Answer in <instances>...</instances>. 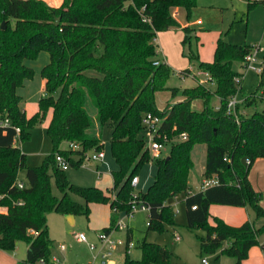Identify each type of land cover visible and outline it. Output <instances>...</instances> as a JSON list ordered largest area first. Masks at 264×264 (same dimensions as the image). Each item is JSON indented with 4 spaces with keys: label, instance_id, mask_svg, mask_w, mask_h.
<instances>
[{
    "label": "trees",
    "instance_id": "16d2710c",
    "mask_svg": "<svg viewBox=\"0 0 264 264\" xmlns=\"http://www.w3.org/2000/svg\"><path fill=\"white\" fill-rule=\"evenodd\" d=\"M196 4L197 0H62L59 7H51L42 0H0V119H9L7 126L0 125V250L12 251L18 241L25 242L26 257L16 264L49 261L47 215L51 212L88 217L90 203H108L110 224L102 232L110 233L120 213H130L133 204L145 205L148 229H162L175 225L167 199L179 193L185 195L186 226L204 231L198 237L201 252L219 251L233 258V264H241L249 249L260 243L264 224L256 227L246 220L233 226L218 217L212 224L208 221L211 204L249 206L255 220L264 218L260 194L248 179L251 166L264 158V109L252 114L241 110L255 101L257 91L264 101V71L256 90L236 104V115L227 114L228 100L243 93L242 84L235 81L243 73L235 64L246 68L245 56L257 44H232L219 37L213 60L206 62L199 58L194 29L184 26L182 43L188 46L189 62L207 73L215 87L212 91L199 82L182 89L166 86L172 69L160 57L156 33L180 27L174 11L181 9L188 18ZM255 4L248 2L247 12ZM54 16L60 17L58 24ZM43 51L49 56L41 70L44 94L38 110L27 116L17 89L33 77L34 70L24 60L35 59ZM261 57L264 61V50ZM179 73L188 75L190 70ZM161 90L182 100L159 110L155 93ZM213 95L219 101L217 108L210 104ZM197 99L203 101L201 110L192 107ZM88 100L94 115L87 110ZM146 112L162 117L161 132L171 141L178 140L172 143L168 159L155 158L153 182L145 191L135 192L131 180L151 158L141 125ZM48 114L46 132L52 151L41 165L29 166L25 153L14 144L15 127L25 141ZM107 122L112 126L110 151L117 165L111 171L113 198L98 187L71 183L56 161L59 154L69 165L80 166L88 151L101 150V129ZM181 133L187 135L185 140L179 139ZM62 142L79 147L62 149ZM196 144L206 146L202 176L216 177L218 183L189 193ZM21 171L26 184L22 189L14 185ZM51 178L59 197L52 192ZM137 247L140 258H131L126 250L124 264H177L173 261L177 256L164 245L143 239Z\"/></svg>",
    "mask_w": 264,
    "mask_h": 264
},
{
    "label": "rangeland",
    "instance_id": "374dc122",
    "mask_svg": "<svg viewBox=\"0 0 264 264\" xmlns=\"http://www.w3.org/2000/svg\"><path fill=\"white\" fill-rule=\"evenodd\" d=\"M248 2H256V4L247 12ZM181 19L188 22L190 27L194 29L197 36V49L199 58L202 61L210 62L213 60L214 49L216 40L219 37L224 38L225 41L232 44H258L264 46V0H197L196 6L191 10L189 17H186L184 11H181ZM167 30L159 31L160 33L167 32ZM180 34L178 50L173 52V57L170 58L168 65L171 67V74L166 82L168 88L179 87L180 89L194 86V81L189 75L181 77L180 71L190 69L195 72L196 68L189 62L188 59V46L183 45L184 32L181 29L177 30ZM174 40V39H173ZM262 52L259 51L258 57L260 58ZM235 68L243 73L242 88L243 93L238 95V99H242L247 95H251L257 88L260 75L252 68H242L239 64H235ZM197 82L205 81L206 79H196ZM207 83V82H206ZM212 91L214 90V83L208 82L206 84ZM182 87V88H181ZM37 87L29 96L36 94ZM255 101L250 105H245L242 109L247 114H252L256 110L264 109V101L260 98V91H257L253 96ZM28 101L31 98L27 96ZM33 99V98H32ZM174 98L171 97L169 90H161L155 93V105L159 110L166 107L167 103L173 102ZM217 96L213 95L210 101L211 105L217 103ZM33 102V101H32ZM192 107L196 110L203 108V101L197 99L194 101ZM87 110L91 115L95 114V109L88 100ZM94 131H98L95 129ZM112 126L110 122L103 125L101 129V140L103 143L102 149L106 153V162H108L109 170L115 168V162L112 160L109 142L111 137ZM178 139H173L164 143L163 149L160 151L158 158L167 157L169 154L172 143ZM69 142L61 143L60 148L66 146ZM17 145L20 146L25 153H27V164L29 166L41 165L45 157L52 151V143L49 139L46 128L43 122L37 123L31 133L29 139L21 141L18 139ZM203 144H198L194 147L192 152V159L194 167L188 176V187L193 191L200 189V180L202 179V171L204 169L205 156L204 153L199 152L202 150ZM93 150L87 152L90 154ZM154 160L151 159L139 170L138 175L142 180L148 179L152 182L154 175ZM96 166H72L69 165L65 169L67 179L78 186L82 187H98L102 190L109 189L105 192L111 198L114 197V190L110 189L112 186V178L106 167H102V163H96ZM153 165V169H152ZM153 170V173H152ZM19 178L24 179V172L19 173ZM51 188L54 195L60 196L55 179L51 178ZM134 191H140L139 188L133 186ZM188 188V189H189ZM77 201L84 204V200L80 197H75ZM106 203H90L88 217L83 213L76 214V222L74 226L69 227L68 231L70 249L74 254L76 250L80 255H86L91 251L84 244L76 243L75 233H84L89 242H96L97 233L93 229V224L100 221L103 211L106 209ZM167 204L171 205L174 210V221L176 232L180 234L181 240L174 241L172 226L163 225L162 229H148V213L140 208L135 209L132 214H121L116 227L111 231V238L116 242L113 249V259L118 260V264H124L125 259V241H126V228L127 226L133 228L131 246L128 247V254L133 259H138L141 256V250L137 247V243L143 239L150 242H156L164 245L177 256L173 261L177 264H203L202 259L207 260L208 264H214L218 259L213 254L201 252L199 236L204 234L200 228L189 229L186 226L185 203L184 193H179L167 199ZM57 212H51L48 216V225L54 229V217H57ZM59 215V214H58ZM122 227L120 228V223ZM23 252L21 245L23 241H18L15 247H19ZM15 249V248H14ZM13 251V250H12ZM9 251V252H12ZM230 259L229 257H224Z\"/></svg>",
    "mask_w": 264,
    "mask_h": 264
},
{
    "label": "crops",
    "instance_id": "0c3cea01",
    "mask_svg": "<svg viewBox=\"0 0 264 264\" xmlns=\"http://www.w3.org/2000/svg\"><path fill=\"white\" fill-rule=\"evenodd\" d=\"M42 1H44L45 3H47L51 7H59L62 3V0H42ZM181 11H183V10L177 9L174 11V16H175L176 20L178 21V23L180 24V27L171 28L167 32H163V33L157 32L156 33L155 41L158 45V48H157L158 52L160 54V57L164 60V62L167 65H168V62L170 61V58L173 57V52L178 50V47H179L178 43H179L180 34L177 32V30L181 29L184 26L190 25L188 22L186 23L185 21H183L180 18L181 14H182ZM215 45H216V43H215ZM48 61H49V56L44 51L40 52L38 54L37 58H35V59H32V60L25 59L24 60V63L34 70L33 77L31 79H25L23 81L22 86L17 89V93L21 97L20 106L24 110V112L26 113L27 116H31L32 114H34L38 110V100L44 94V79L41 76V70H42L43 66L48 63ZM188 75L194 81V85H196V83H197V80H196L197 78H200L201 80L207 78L205 73L198 71L197 69L195 70V72H191V70H190V73ZM181 77L184 78L183 75H181ZM241 84H242V82H241ZM36 87H37L36 94H34L33 96H29L30 93L33 92V89ZM27 96L29 98H31V101H28ZM174 99H173L174 101L171 103L178 102V101L182 100V97L176 96ZM241 101H242V99H239V102H241ZM193 103H194V101L192 102V105H193ZM218 104H219V101L217 99V103L214 106L217 107ZM242 108H241V110L245 113V111ZM49 119H50V114H48L46 116L45 120L42 121L45 128H47ZM31 133H32V131H31ZM63 143H66V142H63ZM14 144L17 145V142H15ZM196 145H198V144H196ZM67 148H68V144L66 146H64L62 149H67ZM20 149L23 151V149L21 147H20ZM109 149H110V143H109ZM193 150H194V148H193ZM193 150H192V152H193ZM199 152H201V153L203 152L204 156H206V146L204 145L202 147V150L198 151V154H199ZM110 154H111V151H110ZM25 155H26V164H27V153H25ZM111 157H112V155H111ZM112 160L114 161L113 157H112ZM100 162L102 163V167H104V168L106 167V170H108L110 175H111L112 170L117 169V165L115 163V168L112 170H109L108 162H106V153L105 152H104V158L102 161H98V162L89 161V162H87V164H85L83 166H96L97 167L96 163H100ZM152 169H153V165H152ZM155 172H156V166L154 167V175H153L152 182L154 180ZM203 172H204V169L202 171V175H203ZM152 173H153V170H152ZM137 176H138V183H137L136 187L139 188V190L145 191L147 189V187L152 182L149 181V178L142 180L139 175H137ZM111 178H112V176H111ZM203 178L204 177L202 176V179L200 180V189H198L196 191L201 190V182H202ZM248 179H249L252 187L254 188V190L260 194V204L264 207V158L257 160L251 166V168L249 170V174H248ZM112 186H113V181H112ZM112 186L110 189H112ZM107 190H109V189H106L103 191H107ZM196 191H193L191 188L188 189L189 193H194ZM114 195H115V191H114ZM184 197H185V195H184ZM105 205H106V209L103 211L100 221L95 222L93 224V229L97 233V235H96L97 240H96V242H94V244H96V246H97V250L101 246L99 239H98V234L104 228L108 227L110 224L111 209H110L108 203H106ZM49 214L47 215V226H48L49 237L51 239V246H50L51 255L56 256L59 263H61V264H100L98 258L94 259L96 251H89L86 253V255H80L78 253V250H76L74 254H72L73 253L72 250H69L70 245L67 244V242L69 241V238H70V237L68 238V236H69L68 231H70L69 227L74 226V224L76 222V215L57 213V215H56L57 217H54L55 226L53 229L48 225ZM121 214H123V213H120V215ZM214 217L221 218L224 222H226L229 225H233V226L240 225L243 222H245L246 220L254 221V224L256 227H259V226L264 224V218H260L258 220H255V213L252 210V208L249 206H228V205H220V204H211L209 206V218H208V221L210 224L213 223ZM119 219H120V217H119ZM128 229L131 230L130 236H131V240H132L133 228L127 226L126 232ZM172 229L174 230L173 231L174 241L175 242L180 241L181 236L179 233L176 232L175 226H172ZM176 236H178L179 239H176ZM76 243H78V247L80 244H84L88 248V245L85 242H82V241H79L76 239ZM262 243H264V236L261 238V241L258 245L252 246L249 249L247 258H245L241 264H264V250H263V247L261 246ZM60 244L65 245L64 250L59 249ZM21 246L23 248V252L20 251V245H19V247L18 246L15 247V249L12 252L0 250V264H16L17 262L25 259L27 246H26L25 242H24V245H21ZM125 246H126V241H125ZM126 250H128V249L126 248ZM125 253H126V251H125ZM214 255L216 256V259H218L214 264H233L234 263L233 258L229 257L230 259H225L224 257H228V256L220 254L219 251L214 253ZM201 262H202V260H201ZM107 264H118V260L113 259V251H112L111 256L109 257V261ZM203 264H208L207 260H206V263H203Z\"/></svg>",
    "mask_w": 264,
    "mask_h": 264
},
{
    "label": "built area",
    "instance_id": "2783aa9c",
    "mask_svg": "<svg viewBox=\"0 0 264 264\" xmlns=\"http://www.w3.org/2000/svg\"><path fill=\"white\" fill-rule=\"evenodd\" d=\"M264 47L260 45H255L253 46V49L246 54L245 56V63H246V69L252 68L255 70L256 73L259 75L264 71V61L262 57H258L259 51L263 52ZM155 64H158V61H155ZM205 73V72H203ZM206 75V82H212L209 75L205 73ZM243 75L237 76L235 78V81L240 84L242 82ZM205 81H201V84H205ZM239 93H236L234 96H232L228 102H227V114L230 115H236L235 107L236 104L239 103L238 99ZM218 107V106H217ZM216 107V108H217ZM163 122V118L160 117L159 115H156L152 112H146L142 115L141 117V125L143 127V133H144V139L147 143L148 151L150 154V160L153 158H157L159 156L160 151L164 147V143L171 141L167 135L163 134L161 132V125ZM9 124V119L4 118L0 119V125L7 126ZM15 136H14V143L18 141L19 139V134H20V129L19 127H15ZM187 138V135L185 133H181L179 135V139L185 140ZM79 147L76 143L74 142H69L68 143V148H77ZM104 158V151L101 150H93L90 154H86L84 162L81 165L87 164L89 161L93 162H98L102 161ZM56 161L62 167L63 169H66L69 166V163L59 154L56 155ZM19 173L16 174V178L14 180V185H16L18 188L22 189L26 186L24 180L19 178ZM138 183V176H134L131 180L132 186H136ZM218 183V180L216 177H210V178H203L201 182V189H204L206 187L215 185ZM3 197V195H0V198ZM140 208L143 211L148 212V207L145 205H136L133 204L132 210L128 215L132 214V212ZM195 208V206H193ZM120 223V228L122 227L121 222ZM32 232V230H31ZM75 238L79 241L87 243L89 249L91 251H96L94 259L98 258L100 264H107L109 261V257L112 254V251L115 247L116 242L111 238V232L110 233H105V232H100L98 234V239L100 242V248L97 250V246L94 243L88 242L87 237L84 233H75ZM176 239H179L178 236H176ZM131 242L128 244V247L131 246ZM60 250L65 249V245L60 244L59 245ZM264 250V247H263ZM203 263H206L205 259H202ZM37 264H61L58 262V259L54 255H50L49 261L47 262L44 258H41L38 260Z\"/></svg>",
    "mask_w": 264,
    "mask_h": 264
},
{
    "label": "water",
    "instance_id": "95a60500",
    "mask_svg": "<svg viewBox=\"0 0 264 264\" xmlns=\"http://www.w3.org/2000/svg\"><path fill=\"white\" fill-rule=\"evenodd\" d=\"M54 22L55 24H58L60 22V17L54 16ZM2 28H4V22L1 23ZM168 159V157H166Z\"/></svg>",
    "mask_w": 264,
    "mask_h": 264
}]
</instances>
